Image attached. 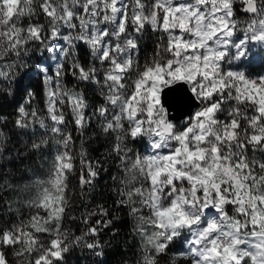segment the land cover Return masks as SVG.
Segmentation results:
<instances>
[{"label": "snow or ice", "instance_id": "obj_1", "mask_svg": "<svg viewBox=\"0 0 264 264\" xmlns=\"http://www.w3.org/2000/svg\"><path fill=\"white\" fill-rule=\"evenodd\" d=\"M257 61L264 0H0V264L77 249L106 264L98 237L119 213L135 241L123 264H264ZM30 154L45 178L24 175Z\"/></svg>", "mask_w": 264, "mask_h": 264}, {"label": "trees", "instance_id": "obj_2", "mask_svg": "<svg viewBox=\"0 0 264 264\" xmlns=\"http://www.w3.org/2000/svg\"><path fill=\"white\" fill-rule=\"evenodd\" d=\"M37 98L40 102L41 107L43 106V97L39 86H36ZM92 96L91 93H89ZM95 100V97L93 96ZM2 111L4 114L11 115L13 112V105L10 103H4ZM92 132H97L96 138L89 140L85 147L88 150L89 158H98L101 153L107 147V142L99 136L98 129L92 127L89 130L88 135ZM74 135H76L74 133ZM77 147H79V137H77ZM28 167L31 171L25 172L24 175L38 176L43 178L44 173L47 171V163L44 161L42 155H32L27 159ZM78 163V161H77ZM112 162L109 161L105 166L109 167V173H101V177L97 182V190L94 196V200L97 203H105L106 206L111 205L113 202V197L111 196V184L110 175L114 168L111 167ZM79 213H77L78 215ZM122 216V220L115 224L118 232L113 235L109 230H105L100 233L98 239L104 245V260L106 264H123V262L132 257L133 245L135 243L128 233L127 219L124 217L123 213H119ZM8 217H3V220H7ZM95 218H93L94 220ZM0 220V223L3 222ZM91 223V222H90ZM68 226L75 231V234L79 235L82 231L86 229L87 226L81 224L79 221L68 222ZM67 264H94V262L99 259L97 257L91 256L86 250L77 249L73 250L67 254Z\"/></svg>", "mask_w": 264, "mask_h": 264}, {"label": "rangeland", "instance_id": "obj_3", "mask_svg": "<svg viewBox=\"0 0 264 264\" xmlns=\"http://www.w3.org/2000/svg\"><path fill=\"white\" fill-rule=\"evenodd\" d=\"M249 72H251L253 75L256 74H264V63H260L259 61H257L256 63L252 64L249 69ZM95 128V126H93ZM51 157L49 156V159ZM44 161L47 163V161L44 159ZM48 165V164H47ZM47 176V171L44 173L43 178H45Z\"/></svg>", "mask_w": 264, "mask_h": 264}]
</instances>
